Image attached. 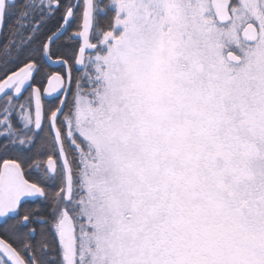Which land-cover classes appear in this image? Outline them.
Segmentation results:
<instances>
[{
    "label": "snow or ice",
    "instance_id": "6c2138e0",
    "mask_svg": "<svg viewBox=\"0 0 264 264\" xmlns=\"http://www.w3.org/2000/svg\"><path fill=\"white\" fill-rule=\"evenodd\" d=\"M0 40V264H264V0H0Z\"/></svg>",
    "mask_w": 264,
    "mask_h": 264
},
{
    "label": "trees",
    "instance_id": "16d2710c",
    "mask_svg": "<svg viewBox=\"0 0 264 264\" xmlns=\"http://www.w3.org/2000/svg\"><path fill=\"white\" fill-rule=\"evenodd\" d=\"M10 22V21H9ZM0 42H2V40H0Z\"/></svg>",
    "mask_w": 264,
    "mask_h": 264
}]
</instances>
